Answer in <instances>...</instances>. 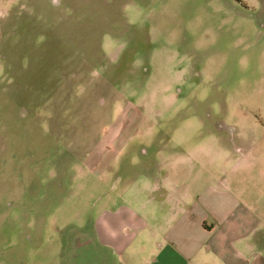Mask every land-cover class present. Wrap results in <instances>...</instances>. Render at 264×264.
I'll return each instance as SVG.
<instances>
[{
  "label": "rangeland",
  "instance_id": "1",
  "mask_svg": "<svg viewBox=\"0 0 264 264\" xmlns=\"http://www.w3.org/2000/svg\"><path fill=\"white\" fill-rule=\"evenodd\" d=\"M241 153L264 168V0H0V264L95 263L103 207L232 192Z\"/></svg>",
  "mask_w": 264,
  "mask_h": 264
},
{
  "label": "crops",
  "instance_id": "2",
  "mask_svg": "<svg viewBox=\"0 0 264 264\" xmlns=\"http://www.w3.org/2000/svg\"><path fill=\"white\" fill-rule=\"evenodd\" d=\"M241 157L249 168L232 192L213 175L199 189L155 185L149 203L103 207L93 227L107 249L92 264H264V168Z\"/></svg>",
  "mask_w": 264,
  "mask_h": 264
}]
</instances>
